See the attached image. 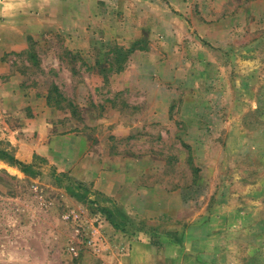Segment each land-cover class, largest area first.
<instances>
[{"label":"rangeland","instance_id":"obj_1","mask_svg":"<svg viewBox=\"0 0 264 264\" xmlns=\"http://www.w3.org/2000/svg\"><path fill=\"white\" fill-rule=\"evenodd\" d=\"M0 150V264H264V0H25Z\"/></svg>","mask_w":264,"mask_h":264},{"label":"trees","instance_id":"obj_2","mask_svg":"<svg viewBox=\"0 0 264 264\" xmlns=\"http://www.w3.org/2000/svg\"><path fill=\"white\" fill-rule=\"evenodd\" d=\"M28 39H30V38H28ZM132 49H130V51ZM29 50H30V53H29L30 57L35 58V53L31 49V47L29 48ZM120 56H122L121 52L117 51V57H120ZM118 70H120V68H118ZM55 100H56V102H55ZM46 102L48 104H51V103H54V104L56 103L57 104L59 102L58 99L55 97V89L53 87L50 89V91L46 95ZM0 159L5 160L7 163H9L11 165H15L16 167H18L21 171H23L25 173L34 174V171L31 170L32 166L30 164H26L24 162H21V161L17 160L16 158H14L12 155L8 154L4 150H0ZM66 187L68 188L69 186H66Z\"/></svg>","mask_w":264,"mask_h":264},{"label":"clouds","instance_id":"obj_3","mask_svg":"<svg viewBox=\"0 0 264 264\" xmlns=\"http://www.w3.org/2000/svg\"><path fill=\"white\" fill-rule=\"evenodd\" d=\"M24 2L25 0H19L18 3L16 0H0V16H8L16 12L19 7L23 6Z\"/></svg>","mask_w":264,"mask_h":264}]
</instances>
